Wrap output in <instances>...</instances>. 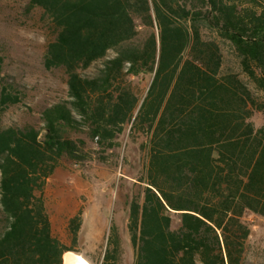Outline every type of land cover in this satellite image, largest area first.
I'll return each mask as SVG.
<instances>
[{
  "label": "trees",
  "instance_id": "trees-1",
  "mask_svg": "<svg viewBox=\"0 0 264 264\" xmlns=\"http://www.w3.org/2000/svg\"><path fill=\"white\" fill-rule=\"evenodd\" d=\"M28 1L51 19L44 65L64 67L70 100L42 110L43 133L0 122V264L63 263L74 248L53 233L46 179L62 158L83 161L118 145L128 122L142 138L146 183L128 208L132 264H264L245 219L264 216V124L250 120L264 113V0ZM214 32L258 96L223 69ZM111 49L95 75L80 72ZM141 73L152 75L143 97L129 81ZM17 99L4 89L0 113ZM64 131L86 132L93 146ZM81 223L69 219L74 243ZM101 264H124L115 223Z\"/></svg>",
  "mask_w": 264,
  "mask_h": 264
},
{
  "label": "rangeland",
  "instance_id": "rangeland-1",
  "mask_svg": "<svg viewBox=\"0 0 264 264\" xmlns=\"http://www.w3.org/2000/svg\"><path fill=\"white\" fill-rule=\"evenodd\" d=\"M216 34L214 32L212 36L223 42V69L231 67L258 96L260 91L242 71L234 49ZM54 37L51 19L41 7L31 6L28 0H0V94L6 89L18 98L2 108V126L30 124L43 133L42 110L70 100L68 74L64 67L47 68L44 65L47 46ZM114 53V50H108L104 58L80 72L95 75L104 60ZM151 79V74L141 73L131 76L129 81L143 97ZM250 120L255 126H261L264 113L255 109ZM130 128L131 122L124 124L116 139L118 145L111 149H91L90 157L83 161L62 158L46 179L43 196L53 233L74 248L69 252L79 254L89 264H101L113 223L123 239L124 264L133 263L134 250L126 227L128 208L134 195L142 200L146 183L139 181L145 165V153L138 144L142 138L135 134L134 139ZM64 134L84 138L87 145L93 146L86 132L64 131ZM75 215L80 216L82 223L74 243L72 227L68 223ZM171 216L172 226L177 227L180 223L178 213L172 212ZM245 219L251 228V242L264 246V216L247 212Z\"/></svg>",
  "mask_w": 264,
  "mask_h": 264
},
{
  "label": "bare ground",
  "instance_id": "bare-ground-1",
  "mask_svg": "<svg viewBox=\"0 0 264 264\" xmlns=\"http://www.w3.org/2000/svg\"><path fill=\"white\" fill-rule=\"evenodd\" d=\"M63 257H64V264H89L79 254H75L69 251L65 252Z\"/></svg>",
  "mask_w": 264,
  "mask_h": 264
},
{
  "label": "water",
  "instance_id": "water-1",
  "mask_svg": "<svg viewBox=\"0 0 264 264\" xmlns=\"http://www.w3.org/2000/svg\"><path fill=\"white\" fill-rule=\"evenodd\" d=\"M175 212H178V211H175Z\"/></svg>",
  "mask_w": 264,
  "mask_h": 264
}]
</instances>
